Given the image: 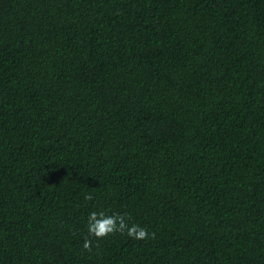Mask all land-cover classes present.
Segmentation results:
<instances>
[{"label":"trees","instance_id":"1","mask_svg":"<svg viewBox=\"0 0 264 264\" xmlns=\"http://www.w3.org/2000/svg\"><path fill=\"white\" fill-rule=\"evenodd\" d=\"M0 264H264V0H0Z\"/></svg>","mask_w":264,"mask_h":264},{"label":"clouds","instance_id":"2","mask_svg":"<svg viewBox=\"0 0 264 264\" xmlns=\"http://www.w3.org/2000/svg\"><path fill=\"white\" fill-rule=\"evenodd\" d=\"M83 199L91 201L93 195L85 193ZM129 219V213L113 211L104 207L89 210L85 217L86 235L82 239L81 247L85 250L91 249L93 241L89 237H95L98 240L116 233L126 235L134 240H146L154 237L155 233L150 232L146 227L137 223L129 224Z\"/></svg>","mask_w":264,"mask_h":264}]
</instances>
